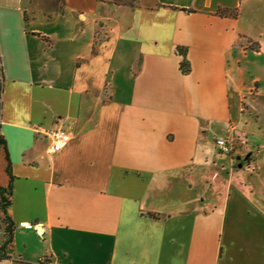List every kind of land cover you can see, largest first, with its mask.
<instances>
[{"label":"crops","instance_id":"crops-1","mask_svg":"<svg viewBox=\"0 0 264 264\" xmlns=\"http://www.w3.org/2000/svg\"><path fill=\"white\" fill-rule=\"evenodd\" d=\"M0 137V264H264V0H0Z\"/></svg>","mask_w":264,"mask_h":264},{"label":"built area","instance_id":"built-area-1","mask_svg":"<svg viewBox=\"0 0 264 264\" xmlns=\"http://www.w3.org/2000/svg\"><path fill=\"white\" fill-rule=\"evenodd\" d=\"M49 136L52 139L49 147V152L52 154H56L62 151L70 141V135L63 130L52 131L50 132ZM235 146V141L228 138H218L216 140V147L222 154H232V152L235 150ZM3 222L4 214L0 203V224ZM20 226L23 228H37V226H34L28 222L20 223Z\"/></svg>","mask_w":264,"mask_h":264},{"label":"trees","instance_id":"trees-1","mask_svg":"<svg viewBox=\"0 0 264 264\" xmlns=\"http://www.w3.org/2000/svg\"><path fill=\"white\" fill-rule=\"evenodd\" d=\"M218 16L224 17V16H233L237 17L238 11L237 10H227V9H219L216 13ZM184 51L179 49V53H183ZM181 71L183 74H189L190 73V65L186 62L181 63ZM0 147L6 148L5 142L3 139L0 137ZM7 171L10 172V168L8 165ZM0 203H1V208L3 211V214L5 215L6 209L10 206V190H1L0 189ZM13 233V228L12 226H8L7 231H6V246L11 247L12 244V234Z\"/></svg>","mask_w":264,"mask_h":264},{"label":"rangeland","instance_id":"rangeland-1","mask_svg":"<svg viewBox=\"0 0 264 264\" xmlns=\"http://www.w3.org/2000/svg\"><path fill=\"white\" fill-rule=\"evenodd\" d=\"M243 109H244V106H243ZM235 144H236V146H235V149L237 148V147H239V144L237 143V142H235ZM215 148L217 149V147H216V140H215ZM218 150V149H217ZM219 151V150H218ZM220 152V151H219ZM221 153V152H220ZM233 153V152H232ZM225 156H228V155H225Z\"/></svg>","mask_w":264,"mask_h":264}]
</instances>
